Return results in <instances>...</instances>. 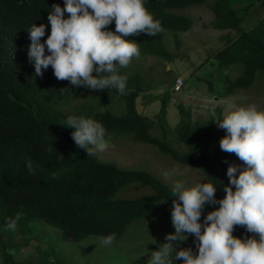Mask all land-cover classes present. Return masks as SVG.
I'll use <instances>...</instances> for the list:
<instances>
[{"label": "trees", "instance_id": "trees-1", "mask_svg": "<svg viewBox=\"0 0 264 264\" xmlns=\"http://www.w3.org/2000/svg\"><path fill=\"white\" fill-rule=\"evenodd\" d=\"M204 3H209L216 15L215 27L237 32L235 37L226 35V45L214 55L219 69L242 66L237 75L227 73L223 78L220 95L230 97L238 89H250L257 73H264V18L249 29L240 26L253 9L264 7V0H146L161 31L154 36L140 33L126 38L138 42L141 54L171 61L177 54L167 47L169 36L180 47V33L193 24L176 10ZM53 4L63 7L64 0H0V264H64L53 250L17 255L22 244L30 242L33 228L43 221L60 229L65 240L109 234L118 240L132 223L171 213L175 197L171 196L170 184L149 170L124 169L87 156L71 138L74 129L65 124L68 115L99 121L106 129V140L112 143L133 140L150 144L166 161L197 169L207 182H216L217 200L225 195L229 164L244 165L234 153L220 149L225 130L213 119L194 118L180 103V119L172 127L167 119L168 95L162 98L155 116L139 112L136 101L146 85L140 69L129 72L127 67L117 66L127 77L124 94L116 89L73 86L56 79L51 65L42 76H35L28 57L27 27L44 23L41 40H46L50 34L47 17ZM64 15L67 18L69 14ZM106 28L115 31V21ZM207 83L214 92L213 82L208 79ZM78 91L88 98L75 109L70 102ZM114 99L123 105L120 112L106 107ZM28 159L33 162L34 174L26 168ZM127 186L147 191L132 197L121 195L120 190ZM217 207L205 205L200 220ZM18 212L22 215L16 229H8L7 221ZM233 235L258 237L239 225L234 226ZM18 236L20 241H16Z\"/></svg>", "mask_w": 264, "mask_h": 264}, {"label": "clouds", "instance_id": "clouds-1", "mask_svg": "<svg viewBox=\"0 0 264 264\" xmlns=\"http://www.w3.org/2000/svg\"><path fill=\"white\" fill-rule=\"evenodd\" d=\"M47 20L50 34L46 40H41L44 23L27 27L28 57L35 76H42L51 65L58 80L94 90L116 89L121 94L125 93L127 77L117 66L126 67L140 55L138 42L126 37L140 33L154 36L161 31L146 0H64L63 7L50 6ZM113 20L115 31L106 28ZM65 124L74 129L71 138L87 156L93 154V148H107L106 129L99 121L68 115ZM218 127L225 130L220 149L234 153L245 167L237 176L238 166L229 164L225 195L219 200L216 182H198L190 187L176 182L171 188L175 198L170 213L175 231L165 235L166 242L150 253L147 264H176L177 260L181 264H264V108L255 104L237 107L223 115ZM26 168L34 174L31 159L26 161ZM207 204L219 207L201 221ZM21 215L18 212L8 220L7 228L15 230ZM237 225L258 237L233 235ZM189 234L194 237L195 252L192 247L173 243L185 241ZM114 239L115 235L109 234L100 243L109 245Z\"/></svg>", "mask_w": 264, "mask_h": 264}, {"label": "rangeland", "instance_id": "rangeland-1", "mask_svg": "<svg viewBox=\"0 0 264 264\" xmlns=\"http://www.w3.org/2000/svg\"><path fill=\"white\" fill-rule=\"evenodd\" d=\"M178 13L187 15L193 22L192 27L180 33L182 45L176 46L175 40L169 36L167 47L177 54L171 61L161 59L151 54H141L133 57L126 66L129 72L136 69L143 71L146 85L138 96L136 106L139 112L155 116L161 106V100L168 95L167 119L174 127L180 119L178 104L182 103L190 109L193 117L213 119L214 123L223 118L230 110L250 104L264 108V73L258 72L255 83L250 89H238L230 97H222L223 78L229 73L235 76L240 73L242 66H230L219 69L214 58L215 53L226 45V35L235 37V29H219L215 27L216 15L209 3L195 4ZM264 18V7L255 8L240 26L243 29L253 27L258 20ZM182 78L183 84L176 90L177 80ZM214 84L215 91L208 88L207 80ZM88 96L81 91L71 100L70 106L75 108ZM106 107L120 112L123 105L119 99H114ZM107 148L103 151L93 148V154L99 160L114 162L124 169H144L158 175L164 182L173 186L176 182L184 183L190 187L198 182H205L204 175L190 166L168 162L150 144L133 140H120L112 143L106 140ZM163 158V160H162ZM245 165L238 167L242 170ZM146 189L140 187H124L121 195L132 197L137 193H144ZM170 214L161 213L157 218L146 221L134 222L118 240L111 244L100 243L103 237L90 236L81 241L65 240L61 230L46 222H40L34 227L30 242L22 244L18 249L19 257L38 255L39 251H55L64 264H147L150 253L158 246L165 243V235L174 232ZM20 236L16 241H20ZM194 237L189 234L183 242H173L178 247H192ZM195 252V248H192ZM57 250V251H56ZM14 252V251H13ZM174 256V253H173ZM1 260V253H0ZM176 264H181L177 260Z\"/></svg>", "mask_w": 264, "mask_h": 264}, {"label": "built area", "instance_id": "built-area-1", "mask_svg": "<svg viewBox=\"0 0 264 264\" xmlns=\"http://www.w3.org/2000/svg\"><path fill=\"white\" fill-rule=\"evenodd\" d=\"M182 79H179L178 82H177V85H176V88L179 89L182 85Z\"/></svg>", "mask_w": 264, "mask_h": 264}]
</instances>
